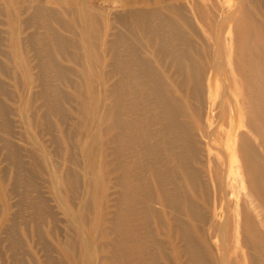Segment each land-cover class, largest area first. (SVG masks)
<instances>
[{
  "label": "bare ground",
  "instance_id": "bare-ground-1",
  "mask_svg": "<svg viewBox=\"0 0 264 264\" xmlns=\"http://www.w3.org/2000/svg\"><path fill=\"white\" fill-rule=\"evenodd\" d=\"M109 1L0 0V264H264V0Z\"/></svg>",
  "mask_w": 264,
  "mask_h": 264
},
{
  "label": "rangeland",
  "instance_id": "rangeland-1",
  "mask_svg": "<svg viewBox=\"0 0 264 264\" xmlns=\"http://www.w3.org/2000/svg\"><path fill=\"white\" fill-rule=\"evenodd\" d=\"M89 2H90V4L92 6H95L96 8H99L101 10H103V9L104 10H114V8L116 7V3H113L112 1H109V0H89ZM1 18H2V16L0 15V19ZM64 61H67L68 62V60H64ZM20 72L21 71L19 70V73ZM53 249H55V248L53 247Z\"/></svg>",
  "mask_w": 264,
  "mask_h": 264
}]
</instances>
